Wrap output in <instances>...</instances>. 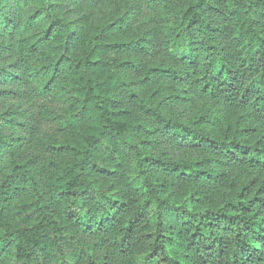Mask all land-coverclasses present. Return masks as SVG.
<instances>
[{"label":"trees","instance_id":"16d2710c","mask_svg":"<svg viewBox=\"0 0 264 264\" xmlns=\"http://www.w3.org/2000/svg\"><path fill=\"white\" fill-rule=\"evenodd\" d=\"M10 1L0 0V25L12 38L33 32L23 42L24 48L32 46L31 55L59 40L45 89L57 85L71 94L67 122L78 139L62 145L71 160L61 165L47 190L29 162L11 157L0 182V264H264V0H189L171 16L166 42L184 68L160 64L147 73L148 78L193 77L198 89L186 91L200 90L217 106L216 113L227 116L217 136L168 118L166 102L156 106L153 101L158 95L146 98L133 89L130 56L111 57L143 42L136 34L130 40L120 37L129 32L128 13L87 27L66 19L60 5L50 3L20 29L23 21L16 22L23 4L17 2L22 9L14 22ZM218 17L231 26V50L217 42ZM151 40L150 35L144 45ZM123 89L141 99L139 108L153 120L118 111ZM154 120L176 139L202 146L208 156L200 161L151 156L150 136L159 133L151 129ZM212 121H217L213 114L199 120ZM9 146L0 116V153ZM238 167L262 172L257 195L247 198L243 188L207 209L199 201L178 198L170 182L158 177L161 170L185 181L209 180L218 188ZM24 195L28 203L20 205ZM76 227L110 239L117 259L97 257L96 248L76 236Z\"/></svg>","mask_w":264,"mask_h":264},{"label":"rangeland","instance_id":"374dc122","mask_svg":"<svg viewBox=\"0 0 264 264\" xmlns=\"http://www.w3.org/2000/svg\"><path fill=\"white\" fill-rule=\"evenodd\" d=\"M189 0H11L13 14L11 17L19 16L22 9L17 2L23 4V13L18 26L24 28L27 18L43 11L50 3L59 4L61 13L66 12V19L77 21L90 27L96 20L103 17L118 18L125 13L129 15V32L124 34L125 40H130L132 34L143 40L142 44L130 51L122 53L115 52L114 58L130 56L133 67L128 71L129 81L135 86L133 89L139 91L146 98L158 95L156 106L163 105V115L168 118L182 120L191 123L195 128L217 136L220 133L221 121H225L226 114L217 112V106L212 100L200 90L188 93L186 89H198L193 77L187 79H171L169 75L147 77L151 68L164 64L167 67H179L180 64L171 51L167 48L168 28L170 18L177 9L188 3ZM132 8V9H129ZM53 11V10H52ZM210 16L214 14L209 13ZM220 28L216 33L217 42L226 51L231 50V26L223 18L214 19ZM16 27V26H15ZM17 28V33L18 27ZM132 29V30H131ZM11 33V32H10ZM33 32L16 35L12 38L6 34L3 24L0 25V116L2 118V131L8 139L9 147L0 153V182L6 175V168L11 157L15 155L22 162H29L34 174L42 188L48 189V184L60 172V167L71 160V155L61 151L62 145L69 140L77 141V129L71 127L67 122L71 102V94L54 85L51 89H45L49 80L47 68L51 64L50 59L60 50L56 49L59 40L53 39L52 44L39 48L37 54L31 55L32 46H24V39L31 37ZM152 36L151 45L145 40ZM6 38H11L9 42ZM56 40V41H55ZM34 41L35 40H30ZM146 47L143 49L142 47ZM24 48V49H23ZM63 48V47H62ZM63 51H61V55ZM57 55V56H58ZM185 66V65H184ZM186 67V66H185ZM195 68V66H193ZM184 68V67H179ZM192 68L191 66L189 69ZM118 111H131L132 117L153 120L151 116L145 115L139 108L141 99L133 98L128 89H123L118 94ZM171 97H173L171 99ZM209 114L217 118L216 122L208 124L199 122L200 117ZM152 128L159 130L154 136H150L148 154L155 158L172 161H200L208 156L207 150L200 145H192L187 140H178L170 131L165 132L166 127L162 123L153 121ZM161 130V131H160ZM210 169L209 166L205 170ZM168 173L162 172L158 177L169 181L175 195L180 199H190L200 202L203 209L215 207L236 197L241 189L245 188L247 198L252 199L263 182V174L259 171H250L243 168H235L225 178L221 186L215 187L209 180L193 179L182 180L180 177H168ZM28 198L21 197L18 203H28ZM31 201H29L30 203ZM31 209H35L32 205ZM2 216L0 209V218ZM8 220H15L10 213ZM4 221V220H3ZM5 222V221H4ZM76 236L80 241L96 248L97 257L109 255L117 259L113 245L106 236L95 229L75 228ZM102 237V238H101ZM106 237V238H105Z\"/></svg>","mask_w":264,"mask_h":264}]
</instances>
